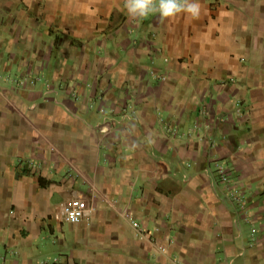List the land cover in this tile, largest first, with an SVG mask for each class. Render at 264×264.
Listing matches in <instances>:
<instances>
[{"label": "crops", "instance_id": "0c3cea01", "mask_svg": "<svg viewBox=\"0 0 264 264\" xmlns=\"http://www.w3.org/2000/svg\"><path fill=\"white\" fill-rule=\"evenodd\" d=\"M149 2L0 0V264H264V0Z\"/></svg>", "mask_w": 264, "mask_h": 264}, {"label": "clouds", "instance_id": "9594fccd", "mask_svg": "<svg viewBox=\"0 0 264 264\" xmlns=\"http://www.w3.org/2000/svg\"><path fill=\"white\" fill-rule=\"evenodd\" d=\"M126 6L129 13L133 16H146L150 11H152V5L149 0H127ZM182 7H185V5L178 4L177 0H160L159 4V9L164 16L173 14ZM187 8L193 14L198 12V5L195 3L188 4Z\"/></svg>", "mask_w": 264, "mask_h": 264}, {"label": "built area", "instance_id": "2783aa9c", "mask_svg": "<svg viewBox=\"0 0 264 264\" xmlns=\"http://www.w3.org/2000/svg\"><path fill=\"white\" fill-rule=\"evenodd\" d=\"M225 171H226V170H225L224 168H222L221 171H220V172H221V175L225 176V175H224Z\"/></svg>", "mask_w": 264, "mask_h": 264}]
</instances>
